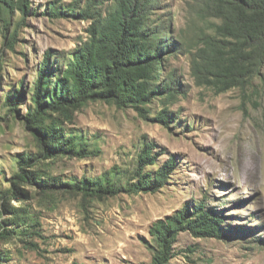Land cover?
Returning a JSON list of instances; mask_svg holds the SVG:
<instances>
[{"label": "rangeland", "instance_id": "rangeland-1", "mask_svg": "<svg viewBox=\"0 0 264 264\" xmlns=\"http://www.w3.org/2000/svg\"><path fill=\"white\" fill-rule=\"evenodd\" d=\"M157 1L151 19L177 42L158 65L175 94L153 103L156 113L167 102L168 125L94 101L50 114L44 123L51 137H42L25 118L38 68L46 54L55 66L71 55L92 22L51 8L89 0H28L27 13L13 11L8 27L0 21V264H150L158 249L152 224L200 202L224 215V236L181 231L168 264H264V76L246 90L217 92L199 82L194 63L217 20L193 18L192 0ZM94 2L104 11L113 0ZM69 136L85 156L47 149ZM148 143L158 155L149 170L177 160L168 184L154 193L97 197L52 184H80L111 170L126 184L123 175Z\"/></svg>", "mask_w": 264, "mask_h": 264}, {"label": "trees", "instance_id": "trees-1", "mask_svg": "<svg viewBox=\"0 0 264 264\" xmlns=\"http://www.w3.org/2000/svg\"><path fill=\"white\" fill-rule=\"evenodd\" d=\"M157 2L113 0L104 11L94 0L84 7L73 4L65 9L56 5L51 8L55 16L76 14L92 22L87 40L71 55L58 59L60 64L55 66L50 54H46L38 68L32 94L34 106L25 118L42 137H51L44 123L50 114L79 109L94 101L132 108L142 118L165 125L173 122L166 101L158 112H153L155 101L175 94L169 79L160 80L158 65L163 62L165 51L172 52L177 45V42L169 43V38L161 35L159 24L151 19ZM188 5L193 18L217 20L215 34L206 39L194 63L199 82L224 92L235 87L246 90L257 78H263L264 0H192ZM29 9L28 0H0V21L8 27L13 11L24 14ZM16 34L14 31L8 37L10 48ZM78 147L75 138L69 136L59 147L47 149L73 156L88 153L83 147L77 150ZM155 148L154 143L144 145L134 171L123 175L126 184L117 179L120 173L114 170L97 178H84L80 184L57 179L52 184L89 190L97 197L154 193L168 184L177 167V160L172 157L149 170L158 160ZM223 223L224 215L204 202L187 205L158 219L150 227L158 243L150 264L169 263L175 256L172 244L181 231L188 230L197 237L221 238L225 234Z\"/></svg>", "mask_w": 264, "mask_h": 264}]
</instances>
